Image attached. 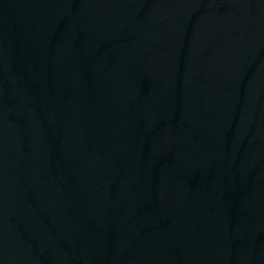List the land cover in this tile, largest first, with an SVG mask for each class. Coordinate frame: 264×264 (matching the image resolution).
Masks as SVG:
<instances>
[{
    "label": "water",
    "instance_id": "obj_1",
    "mask_svg": "<svg viewBox=\"0 0 264 264\" xmlns=\"http://www.w3.org/2000/svg\"><path fill=\"white\" fill-rule=\"evenodd\" d=\"M0 264H30L1 159Z\"/></svg>",
    "mask_w": 264,
    "mask_h": 264
}]
</instances>
